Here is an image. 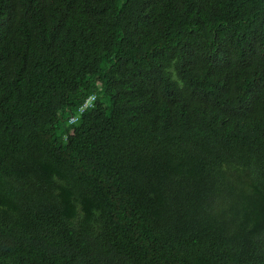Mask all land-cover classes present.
<instances>
[{"label": "trees", "instance_id": "obj_1", "mask_svg": "<svg viewBox=\"0 0 264 264\" xmlns=\"http://www.w3.org/2000/svg\"><path fill=\"white\" fill-rule=\"evenodd\" d=\"M0 264H264V0H0Z\"/></svg>", "mask_w": 264, "mask_h": 264}, {"label": "built area", "instance_id": "obj_2", "mask_svg": "<svg viewBox=\"0 0 264 264\" xmlns=\"http://www.w3.org/2000/svg\"><path fill=\"white\" fill-rule=\"evenodd\" d=\"M93 99H94V97L92 96V97H90L87 101H86V103L83 105V106H81V108H80V110H79V113L81 114L87 107H89L91 104H92V101H93ZM78 119V116H73L72 118H71V122H74V121H76Z\"/></svg>", "mask_w": 264, "mask_h": 264}]
</instances>
